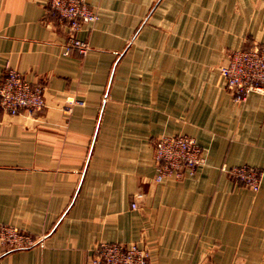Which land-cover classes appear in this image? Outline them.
<instances>
[{
	"label": "crops",
	"instance_id": "1",
	"mask_svg": "<svg viewBox=\"0 0 264 264\" xmlns=\"http://www.w3.org/2000/svg\"><path fill=\"white\" fill-rule=\"evenodd\" d=\"M85 1L82 59L49 0H0V81L47 86L33 116L0 109V226L46 246H0V264H89L103 242L146 243L150 264H264V177L253 192L221 171L264 173V95L235 104L219 72L264 45V0ZM162 135L194 137L206 163L154 183Z\"/></svg>",
	"mask_w": 264,
	"mask_h": 264
},
{
	"label": "built area",
	"instance_id": "2",
	"mask_svg": "<svg viewBox=\"0 0 264 264\" xmlns=\"http://www.w3.org/2000/svg\"><path fill=\"white\" fill-rule=\"evenodd\" d=\"M49 7L57 16L60 24L67 28L65 55L85 58L90 45L78 38L86 26L96 23L98 15L85 0H49ZM219 72L231 92L235 104H243L253 93L264 95V45L252 44L249 48L232 50L227 55V63L219 67ZM47 86L31 83L25 76L11 67H6L0 81V109L11 116H33L46 108ZM82 105L83 101H76ZM74 102L69 103L71 111ZM206 163L204 149L197 140L189 135H162L155 141L154 183L167 180L182 181L196 174ZM236 182L253 192L261 188L264 173L255 167L243 165L221 168ZM142 197V194L137 196ZM137 203L132 204L137 209ZM0 246L13 250L45 247L46 236H33L21 229L0 226ZM151 251L146 243H99L92 251L89 264H150Z\"/></svg>",
	"mask_w": 264,
	"mask_h": 264
}]
</instances>
